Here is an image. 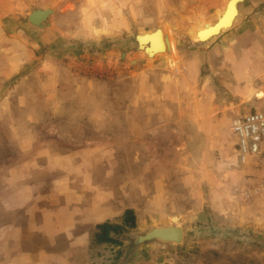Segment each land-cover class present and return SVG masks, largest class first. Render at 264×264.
<instances>
[{
    "label": "rangeland",
    "instance_id": "1",
    "mask_svg": "<svg viewBox=\"0 0 264 264\" xmlns=\"http://www.w3.org/2000/svg\"><path fill=\"white\" fill-rule=\"evenodd\" d=\"M167 1L0 0V264H264V193L241 199L231 130L264 108V0L207 41L228 0ZM157 29L173 48L149 57L136 38ZM69 204L86 223L43 236ZM127 208V238L175 224L184 243L95 244Z\"/></svg>",
    "mask_w": 264,
    "mask_h": 264
},
{
    "label": "built area",
    "instance_id": "2",
    "mask_svg": "<svg viewBox=\"0 0 264 264\" xmlns=\"http://www.w3.org/2000/svg\"><path fill=\"white\" fill-rule=\"evenodd\" d=\"M231 130L236 161L248 169L240 196L244 203H251L264 193V108L235 116Z\"/></svg>",
    "mask_w": 264,
    "mask_h": 264
},
{
    "label": "water",
    "instance_id": "3",
    "mask_svg": "<svg viewBox=\"0 0 264 264\" xmlns=\"http://www.w3.org/2000/svg\"><path fill=\"white\" fill-rule=\"evenodd\" d=\"M235 0H229L227 7H226V12L223 14V16L221 18H218V20L214 23V26L211 27L212 29H215V32H217L216 34L210 35V37H208V39L217 36L219 34H221L222 31L228 29L229 27H232L234 21L236 18H234V21H228L226 20L224 24V26H228L229 27H222L220 29H218V26L221 24V22L225 19L226 13L231 5V3H233ZM243 0H239L238 3L236 4V12H238L239 15V4L242 2ZM54 13V10L51 8H47V9H35L33 10L29 15L27 20H25L26 22H29L30 24L37 26L39 28H43L44 27V23L47 21V19ZM237 15V16H238ZM227 22V23H226ZM217 28V29H216ZM202 32L204 31H198L196 33V36L203 40L205 38L206 35L202 34ZM159 35L160 39L161 37V30L157 29L154 32H151V34L149 33H145V34H141L137 36V42L139 45V48L144 50L145 53L150 57L153 56V54L155 52L160 51L161 52H168L171 51V44L169 41V37L165 34V41L163 42V40L161 41L160 44V48L159 50H153V41L149 42V38ZM206 39V41L208 40ZM152 50V51H150ZM115 238H117L118 240H120L121 242H125L126 245L130 248H138L142 245H145L147 243H151V242H159V243H163V244H168V245H173V246H178V245H182L184 243V239H185V230L184 227L181 225H175V224H171V225H161V226H156L151 228L150 230H148L145 233H141L136 235L133 238H127L124 234H120V235H115Z\"/></svg>",
    "mask_w": 264,
    "mask_h": 264
},
{
    "label": "crops",
    "instance_id": "4",
    "mask_svg": "<svg viewBox=\"0 0 264 264\" xmlns=\"http://www.w3.org/2000/svg\"><path fill=\"white\" fill-rule=\"evenodd\" d=\"M149 1L151 2L152 0H149ZM161 1L163 2L162 6H164V3L168 4L167 0H161ZM165 8H167V5H165ZM221 33H223V31ZM214 37H216V36H214ZM235 163L238 165L237 161H235ZM236 176H238V177L240 176V178H242V172L239 171V170L237 172L236 169H234L233 173L229 174L227 178H233V177L235 178ZM241 181H242V179H241ZM233 182H235V180H233ZM97 191H99L98 188H97ZM70 208L72 210H70ZM85 208L86 207H82L81 205H75V204L70 205L69 204L67 206V212H66L68 215L65 218H63V219L62 218H57V223L55 221H51L50 219H47V220L45 219V217H48L49 215L50 216H54V213H53L52 210L46 209L45 210V216H44V224L42 225L41 228H39V231H41L43 236L48 235L49 238H57V237L61 236L62 234H64V237H68V239H72V237H70V232L72 231V227L71 226L74 225L76 227V226H79V225H82V224L86 223L85 222V218L83 216L84 214L82 213V210L85 209ZM127 209H125L123 212H121V214L119 213L118 215H113V217L109 216L111 218L105 217V219H103V220L101 219L100 221L96 222V226L98 224L105 223V222L114 223V221H112V220H115V219L117 220V218H120L121 221L118 220L115 223H121L123 215H124V213H125V211ZM129 209H131V208H129ZM46 213H49V214L46 215ZM27 214L29 215L30 211ZM78 215H82V216L78 217ZM54 218H55V216H54ZM51 225H54V226L57 227V229L54 232H52L51 230H48L49 226H51ZM96 226H95V228H96ZM36 230H37V228L33 229V231H35V232H36ZM31 231H32V229H31ZM81 239H83V238H81ZM136 249L137 248L129 250V253L132 252V254H130V255H134Z\"/></svg>",
    "mask_w": 264,
    "mask_h": 264
},
{
    "label": "trees",
    "instance_id": "5",
    "mask_svg": "<svg viewBox=\"0 0 264 264\" xmlns=\"http://www.w3.org/2000/svg\"><path fill=\"white\" fill-rule=\"evenodd\" d=\"M137 227V217L133 209H127L121 223L105 222L96 226L93 236L95 244L122 245V242L115 238V235L125 234Z\"/></svg>",
    "mask_w": 264,
    "mask_h": 264
},
{
    "label": "bare ground",
    "instance_id": "6",
    "mask_svg": "<svg viewBox=\"0 0 264 264\" xmlns=\"http://www.w3.org/2000/svg\"><path fill=\"white\" fill-rule=\"evenodd\" d=\"M238 1L239 0H235L233 3H231V5H230V7H229V9H228V11H227V13H226V16H225V19L221 22V24L218 26V29H220V28H222V27H229V25L228 26H224V25H226V24H224L225 23V21L226 20H228V21H231V23H232V20L234 21V18H237V15H238V12H236V4L238 3ZM229 2V1H228ZM228 2L226 3V5H225V7H224V10L222 11V13H221V15L219 16V18H221L222 16H223V14L226 12L225 10H226V7H227V4H228ZM227 23V22H226ZM214 26V24L213 25H210V26H208V27H204L203 25H198V26H196V28H195V36H196V33L198 32V31H204V32H202V34H204V35H206L205 36V38L203 39V40H201V39H199V40H201V41H206V39H208V37H210V35H213V34H216L217 32H215V29H212L211 27H213ZM217 29V28H216ZM161 30V29H160ZM149 34H151V32L149 33ZM161 39H160V36L159 35H156V36H153V37H150L149 38V42L150 41H153V50H159V48H160V44H161V41L163 40V42L165 41V34H164V32L161 30ZM197 37V36H196ZM169 41H170V44H171V49L173 48V42H172V40H170L169 39ZM157 50V51H158ZM150 51H152V50H150ZM160 54V51H158V52H155L154 54H153V56H150V57H155V56H157V55H159ZM263 95V93H260L258 96H262Z\"/></svg>",
    "mask_w": 264,
    "mask_h": 264
}]
</instances>
